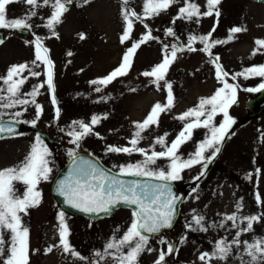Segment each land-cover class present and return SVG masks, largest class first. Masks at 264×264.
I'll return each mask as SVG.
<instances>
[{"label":"rangeland","instance_id":"1","mask_svg":"<svg viewBox=\"0 0 264 264\" xmlns=\"http://www.w3.org/2000/svg\"><path fill=\"white\" fill-rule=\"evenodd\" d=\"M200 6L201 12L206 11V0H194ZM184 0L173 4L159 16L144 19L143 23L134 21L132 39L123 44L120 38L125 29L122 16V0H72L68 4V11L64 13L62 22L55 26L57 39L52 31L44 25L52 9L43 6L35 9L37 15L29 23L30 30L21 35L17 30L0 29L3 43H0V77L6 76L10 66L27 63L33 71L41 75L31 77L21 87V98L31 100L26 95L33 90V86L46 80V66L34 67V42L40 37L48 56L54 64V86L57 105L60 109L59 119H55V108L47 86L39 90L36 102L43 107L35 127L44 132L53 142L44 140L42 144L51 153L48 157L49 167L53 169L48 181L38 185L41 192L39 206L30 208L22 215L24 226L29 229V264H115L111 257L100 260L96 252H104L105 245L113 238L124 235L133 219L132 212L125 208L115 210L109 217L101 219H86L70 215L59 209L49 193L50 182L56 171L70 157L69 152H86L97 157L108 168L118 171L114 165L135 164L145 159L137 152L131 155L125 153L107 152L108 146L131 147L134 122H142L157 102L164 104L167 89L164 82H160L159 90L152 82L153 78L142 76L141 73L150 71L163 58L165 45L169 49L173 44L186 46L190 36H201L209 33L213 25L216 30L212 33L213 40H227L229 30L233 27L246 28L235 35L232 41L216 44L210 57L200 51L203 47L197 40L193 43L196 51L184 50L177 53V59L170 65L166 80L172 84L174 107L159 117V126H153L142 133L143 139L137 145L146 150L157 152L164 150L159 144H154L156 137H166L168 142L174 140L182 130L183 124L178 117L188 109L198 105L200 98L212 96L222 87L215 74V65L210 62L219 56V64L229 73L228 83L238 84L237 103L229 109V115L235 120L231 126L229 136L220 145L221 151L208 163L205 174L199 180H194L202 170L201 165L186 169L181 173V179L172 181L183 191V198L179 205V213L174 225L159 236L150 237L148 248L140 255L138 264H154L161 250L166 252L167 245L161 239L172 243L177 249L171 255H166L163 264H242L238 252L233 247L226 260L213 258L205 261L199 259L202 253H212L215 244L221 238L231 241L236 229L231 228V221L226 222L224 228L209 227L219 225L226 215L235 213L238 217L259 215L261 220L253 223L251 232L243 233L241 241L253 242L264 238V202L258 204L256 194L259 193L264 201V110L250 114L247 101L256 97L260 92H247L245 88H255L262 78L253 77L231 79V75L243 71L254 65H264V49L252 56L256 47V39H264V5L248 0H220L216 6L220 12L219 21L215 15L203 16L197 23L193 20L173 18ZM128 8L142 14L143 0H130ZM30 10V6L23 3H13L7 6V17L22 18ZM144 24L154 37L143 43L137 49L128 75L119 77L107 87L92 85L90 81L107 76L122 60L123 55L133 42L140 40L146 33ZM172 28L175 35H166V29ZM80 34L85 39H80ZM71 52L69 56L67 53ZM95 87H101L97 93ZM7 85L0 80V89ZM135 89V91H132ZM0 92V95H6ZM105 99H101V98ZM24 109H27L26 111ZM21 111L23 115L15 118L21 121V130L17 135L0 139V169L18 166L29 154L36 143V136L29 129L36 119V108L33 104L20 105L12 109H0L9 113L3 118L13 120L10 115ZM93 115L101 117L100 123L94 126L93 134L86 136L79 142V147L71 143L67 135L73 121L90 123ZM107 117L106 119L104 117ZM203 119V117L201 118ZM223 121L222 114L214 119L218 125ZM96 133L99 135L97 136ZM209 129H194L192 139L180 149L182 158L193 154L199 142L204 141ZM150 154V152H149ZM208 155V153H206ZM169 161L158 160L152 169H167ZM259 169V172H257ZM249 174L251 177L249 178ZM17 195L26 190L21 183L16 184ZM241 205L238 211L237 205ZM60 212L65 214V222L69 229L67 237L71 249L78 253L73 256L65 252L60 244L59 220ZM194 215L205 217L204 226L208 231H192L188 225ZM244 225H241L243 227ZM193 227H196L193 224ZM5 239L9 238L7 231L3 232ZM183 238V243L181 239ZM7 250V243L4 245ZM51 248V251H46ZM127 251V249H125ZM242 251V249H241ZM83 257V259H81ZM248 260L247 256L243 257ZM3 257H0V261Z\"/></svg>","mask_w":264,"mask_h":264},{"label":"snow or ice","instance_id":"2","mask_svg":"<svg viewBox=\"0 0 264 264\" xmlns=\"http://www.w3.org/2000/svg\"><path fill=\"white\" fill-rule=\"evenodd\" d=\"M87 2L88 0H85V3ZM129 2L130 0H122L125 7L122 8L121 14L126 24L120 38L122 44L132 39L134 21L143 23L144 19L159 16L161 12L167 11L173 4L179 3L180 0H143L142 14L128 8ZM13 3L26 4L30 6V10L22 18L9 19L7 17V6ZM71 3L72 0H0V29L30 30L32 25L29 21L37 15L35 9L48 6L52 11L44 26L51 30L52 35L58 39V33L54 30L55 26L62 22L64 13L68 11L67 5ZM219 3L220 0H206V11L201 12L200 6L194 0H184L183 6L178 9L177 16L173 18L172 22L175 23L177 19L193 20L195 18L198 23L203 16L215 15L218 24L220 12L216 6ZM143 26L147 30L146 33L127 49L121 63L107 76L92 80L90 84L107 87L108 84L119 77L128 75L133 58L140 45L158 39L152 35L147 24ZM215 30L216 24L205 35L190 36L189 43L186 46L173 44L169 49V46L165 45L162 61L150 71L141 73L142 76L153 78L152 82L157 85L158 90L160 82H164V87L167 89L166 101L164 104L157 102L153 105L142 122H134L136 130L129 141L131 147L110 145L107 152L129 155L137 152L145 157L143 161L135 164L114 165L118 168V172L110 173L108 170L100 168L97 163L84 158H77L76 152L68 153L69 156L74 158L73 168L69 176L58 183L57 192L64 197L69 206L87 214L110 213L119 205L135 206L132 212L133 219L124 235L119 238L113 237L105 245L103 253H95L100 260H104L108 256L112 258L115 264H138L140 255L146 249L152 251L151 248L147 247L150 236L160 233L162 229L172 227L176 205L180 202L167 182L180 180L183 171L196 165L202 166L200 174L194 177V180H199L205 174L204 170L207 169L208 163L221 151L220 145L229 136L231 126L235 123V120L229 115V109L237 103V89L240 86L228 83L225 78L229 77V73L219 64V56H215L210 62L215 65L216 79L222 84V87L218 88L212 96L200 98L197 106L175 117L180 121L188 122L183 124L182 130L174 140L167 141L168 133L155 138L154 144H159L164 150L157 152L151 150V148L146 150L137 147L140 140L143 139L142 133L153 126H159L160 115L174 107L172 84L165 77L170 65L177 59V53L184 50L196 51L197 49L192 45L198 40L203 45L199 50L206 52L211 57V49L216 44L232 41L236 34L247 31L246 28L233 27L229 30L227 40H213L212 33ZM166 35L174 36L175 33L172 28H168L166 29ZM80 39H85V36L80 34ZM0 43H3L2 39H0ZM254 43L256 47L253 49L252 56L257 55L258 52L264 49V39H256ZM34 49L35 54L32 65L37 68L41 64L46 66V80L43 83L34 85L33 90L26 94L32 97L31 100L21 98V87L28 80V76H25L24 73L28 72L31 77L38 78L41 75L40 72L33 71L29 64L24 63L10 66L6 76L0 77V80L7 85L6 89H0V92L7 93L6 95H0V109H12L28 104L35 105L36 119L30 122L24 121L25 123H31L33 126H35L43 111V107L36 102L35 97L40 94L39 90L45 85L49 90L51 103L55 108V119H59L60 116V109L56 107L54 64L48 56L49 50L43 46L40 37L35 38ZM67 55L71 56L72 53L69 52ZM237 77H243L245 80L260 77L262 82L257 87L243 90L247 92L264 90V65H254L231 75L232 80H236ZM94 91L99 93L102 88L95 87ZM132 91H135V89H132ZM101 99L105 98L102 97ZM8 114L0 112V134L16 133L13 125L21 121L15 118L22 116L23 112L11 113L13 121L5 122L3 116ZM218 114H222L223 121L216 125L214 119ZM202 117L203 119H201ZM100 119L101 117L93 115L90 123L73 121L69 126L71 130L67 132V135L71 137L70 142L79 147L81 140L93 134L94 126L100 123ZM198 128L209 129L207 138L198 143L193 154H190L188 158H182L179 154L181 147L192 139L194 129ZM96 135L99 134L96 133ZM50 155L48 148L42 144L40 136L37 135L36 143L24 161L18 166L0 169V257H3L0 264H29V229L24 226L21 214H27L30 208L37 207L41 203V192L38 190V185L42 181H48L50 173L53 171L49 167L48 157ZM161 159L170 162L167 169L150 168L151 165H156L157 161ZM257 172H259V169H257ZM124 176L151 177L165 183L150 184L120 178ZM250 177L251 174H249ZM17 183L23 184L26 188L22 195H17ZM256 200L258 204L264 202L261 200L259 193L256 194ZM237 209L238 211L241 210L239 203ZM261 218L259 215L240 217L239 223H237L238 217L233 213L226 215L219 225H209V227L224 228L226 222L231 221V228L236 229L235 236L230 242L225 238H221L216 242L212 253H202L199 259L201 261H205L206 258L208 260L213 258L226 260L233 247H235L242 264H264V238L255 239L253 242L240 240V236L243 233L251 232L253 223L259 222ZM58 220L60 244L63 250L71 252L73 256H78V253L71 249L68 242L67 237L70 233L63 212L59 213ZM204 220V216L194 215L192 222L188 225L189 229L192 231H208V227L204 226ZM193 224L196 227H193ZM241 225L244 226L241 227ZM4 231L9 233L7 240L3 235ZM160 242L167 245V250L166 252L164 250L160 251L154 264H163L166 255H171L177 250L172 243L164 239H161ZM180 242L183 243V238ZM6 243L8 245L7 250L4 247ZM46 251H51V248ZM244 256H247L248 260H244ZM93 264H99V261H95Z\"/></svg>","mask_w":264,"mask_h":264},{"label":"water","instance_id":"3","mask_svg":"<svg viewBox=\"0 0 264 264\" xmlns=\"http://www.w3.org/2000/svg\"><path fill=\"white\" fill-rule=\"evenodd\" d=\"M252 3H257V4H263L264 5V0H248ZM68 6V5H67ZM18 33H20L21 35H25L26 34V30H17ZM0 39H2V34L0 32ZM250 114H256L262 110H264V90H262L256 97L250 99L247 101L246 103ZM5 122H12L13 120L11 119H3ZM16 129V133H2L0 134V139L2 138H6V137H10V136H14L17 135L20 132L21 129V123H14L13 125ZM29 129L34 133V135L37 137V135L40 136L41 140H44L45 142L51 143L53 142L44 132H42L41 130H39L37 127L30 125ZM77 158H84L87 159L91 162L97 163L98 166L102 169L108 170L110 173H116L118 171H114L110 168H108L107 166H105L104 164H102L100 162L99 159H97L96 157L92 156L89 153L86 152H77ZM73 157H69L66 162L56 171V173L54 174L50 185H49V193L52 196V198L55 200L57 206L64 212L70 214V215H75V216H80V217H84L86 219H101V218H106L109 217L116 209L118 208H125L130 210L131 212H133L134 207L135 206H125V205H119L116 208H114L110 213H99V214H87L84 212L79 211L78 209L72 208L71 206H69L66 202L64 197L60 196L57 192V185L61 180H64L66 177L69 176V174L72 171L73 168ZM121 179L124 180H138L141 183H150V184H157V183H165L162 181H158L154 178L151 177H129V176H124V177H120ZM171 189L173 194L178 198V202L176 205V211L174 214V218L172 221V226L174 225L178 213H179V205L182 201L183 198V192L182 190L178 189L174 183L172 181L167 182ZM170 228H166V229H162L160 231V233H162L164 230H169ZM160 233L157 234H152L150 237L153 236H158Z\"/></svg>","mask_w":264,"mask_h":264}]
</instances>
